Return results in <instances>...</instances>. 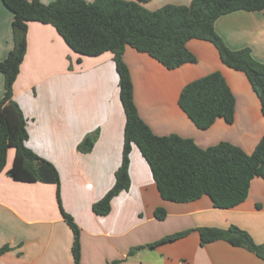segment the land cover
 I'll return each mask as SVG.
<instances>
[{
	"label": "crops",
	"instance_id": "0c3cea01",
	"mask_svg": "<svg viewBox=\"0 0 264 264\" xmlns=\"http://www.w3.org/2000/svg\"><path fill=\"white\" fill-rule=\"evenodd\" d=\"M190 1L149 0L143 6L155 10L167 3ZM12 19V12L0 0V60L12 47ZM214 29L230 49L249 47L252 56L264 63L263 11L221 15ZM186 47L197 61L174 69L125 47L122 58L129 69L139 116L156 135L192 138L202 148L227 141L251 152L264 134V118L245 74L226 66L209 41L190 39ZM213 71L224 76L235 97L233 121L217 118L210 127L199 129L177 100L185 84ZM3 92L0 72V98ZM13 99L26 118L25 145L58 171L61 206L79 228L81 264H264L256 254L224 240L202 245L196 230L236 225L256 243H264L261 177L251 179L246 198L231 208L213 207L206 195L189 202L163 200L147 162L133 144L129 188L112 198L109 213L93 212L92 204L114 183L123 145L125 118L111 52L79 55L51 24L29 21ZM94 130L98 135L92 149L79 152L78 143ZM13 157L14 149L9 148L0 172V248L9 247L0 255V264H73V234L58 206L56 185L11 178L6 171ZM157 207L164 208L163 219L154 216ZM183 230L189 232L179 239L127 257L130 248Z\"/></svg>",
	"mask_w": 264,
	"mask_h": 264
},
{
	"label": "trees",
	"instance_id": "16d2710c",
	"mask_svg": "<svg viewBox=\"0 0 264 264\" xmlns=\"http://www.w3.org/2000/svg\"><path fill=\"white\" fill-rule=\"evenodd\" d=\"M13 14L11 23L13 47L0 61L4 92L0 98V172L9 148L14 149L7 175L20 181H40L56 185V198L61 214L72 234L73 264H81L79 228L61 206L59 174L48 160L25 145L28 138L26 118L13 99V83L26 51L27 23L51 24L66 44L79 55L97 56L111 52L118 74L119 98L124 113L123 145L120 165L114 172L111 188L96 202L92 210L106 215L111 200L130 185L129 154L135 144L147 162L155 186L163 200L189 202L203 195L213 207L231 208L247 196L253 177L264 180V134L251 152L227 141L202 148L192 138L177 134L156 135L138 114L133 99V84L122 55L128 45L157 60L167 69L194 63L196 56L187 49L190 39L211 42L220 60L245 74L260 102L264 118V63L256 60L249 47L230 49L215 31V20L237 11H263L264 0H191L189 4L167 3L149 10V0H1ZM179 108L199 129L210 127L217 118L233 121L235 97L224 76L213 71L185 84L177 100ZM98 131L84 136L77 150L89 152ZM164 208L157 207L154 216L163 219ZM200 243L224 240L241 246L264 261V243H256L251 235L236 225L227 228L197 227ZM189 230L175 232L161 239L130 248L127 257L146 247L171 242ZM0 248V255L7 251ZM113 261L109 264H114Z\"/></svg>",
	"mask_w": 264,
	"mask_h": 264
},
{
	"label": "rangeland",
	"instance_id": "374dc122",
	"mask_svg": "<svg viewBox=\"0 0 264 264\" xmlns=\"http://www.w3.org/2000/svg\"><path fill=\"white\" fill-rule=\"evenodd\" d=\"M11 41H12V47H13V39H11ZM12 47H11V49H12ZM9 51H10V50H9ZM9 51H8V52H9ZM7 54H8V53H7ZM7 54H6V56H7ZM6 56H5V57H6ZM5 57H4V58H5ZM4 58H3V59H4ZM3 59H2V60H3ZM0 61H1V60H0Z\"/></svg>",
	"mask_w": 264,
	"mask_h": 264
},
{
	"label": "built area",
	"instance_id": "2783aa9c",
	"mask_svg": "<svg viewBox=\"0 0 264 264\" xmlns=\"http://www.w3.org/2000/svg\"><path fill=\"white\" fill-rule=\"evenodd\" d=\"M177 264H182L181 262L177 263Z\"/></svg>",
	"mask_w": 264,
	"mask_h": 264
}]
</instances>
